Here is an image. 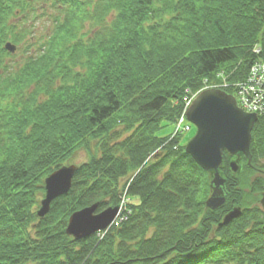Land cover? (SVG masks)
I'll return each instance as SVG.
<instances>
[{
	"label": "trees",
	"instance_id": "trees-1",
	"mask_svg": "<svg viewBox=\"0 0 264 264\" xmlns=\"http://www.w3.org/2000/svg\"><path fill=\"white\" fill-rule=\"evenodd\" d=\"M34 4L52 15L36 54L12 72L0 50V264H264V114L250 165L222 158L228 195L215 211L204 207L208 174L170 130L159 134L186 91L222 71L231 94L264 56V0H0L2 39L11 17L35 18ZM80 149L88 160L38 218L45 178ZM121 197L129 209L104 233L65 234L72 213Z\"/></svg>",
	"mask_w": 264,
	"mask_h": 264
},
{
	"label": "water",
	"instance_id": "water-1",
	"mask_svg": "<svg viewBox=\"0 0 264 264\" xmlns=\"http://www.w3.org/2000/svg\"><path fill=\"white\" fill-rule=\"evenodd\" d=\"M8 51L14 52V46L6 44ZM186 120L196 129L193 138L189 139L184 150L194 163L208 174L209 195L204 200L205 210L215 211L225 204L226 179L220 173L222 158L243 157L250 165L249 146L252 126L257 121L255 114H248L237 107L233 96L219 89L201 91L185 111ZM233 174L239 166L236 160L228 163ZM77 166H62L53 171L44 180V196L36 215L43 218L49 211L51 202L65 195L71 186ZM260 208L264 211V195L259 199ZM97 204L72 213L65 227V234L79 241L98 231L105 230L115 218L118 208H108L100 213L95 210ZM240 208H232L226 213L219 226L229 224L240 215Z\"/></svg>",
	"mask_w": 264,
	"mask_h": 264
},
{
	"label": "rangeland",
	"instance_id": "rangeland-1",
	"mask_svg": "<svg viewBox=\"0 0 264 264\" xmlns=\"http://www.w3.org/2000/svg\"><path fill=\"white\" fill-rule=\"evenodd\" d=\"M50 5V4H49ZM33 10L35 9L34 13H30L29 15H31L32 17H35L33 20L32 19H24L22 18V20L18 21V20H12V17L10 18V20L7 23V36H9V38L12 40L13 37L15 36H19V30H21L22 27H26L27 28V33L25 34V38L22 40V42L20 44H18V49L16 51L15 54H13L12 56H4L3 59H5V64L4 66L8 67V70L11 71H15L18 67H20L19 65L23 63V61L25 60V58L29 55L30 53H32L33 47L34 46H39L40 43L43 42V38L47 33V29H49L51 27L52 24H50L52 22L51 17L52 15L49 14L51 12V9L49 8V6H45V13L46 15H48V17L46 18V15L42 14V10L39 6V4H34V6L32 7ZM43 8V7H42ZM10 31L12 32V34L10 33ZM15 35V36H14ZM30 38L31 42L33 43L30 44V42H27V38ZM34 53V52H33ZM17 71V70H16ZM15 71V72H16ZM219 74L221 75V78L224 80V76H223V72H219ZM218 75H216L215 80L218 79ZM209 83L204 86L202 85L201 87H210L213 84V80L212 81H208ZM186 94L191 97V101L192 99H194V93L192 92H187ZM195 128L191 125V129L190 131L183 135L181 137L182 144H185L188 139H190L194 133H195ZM169 130H171L170 126H167L165 128H163V130L161 131V133L159 132V134H166L167 132H170ZM164 134V135H165ZM181 144V143H180ZM88 160V155L86 153L85 150L80 149L78 151H76L71 158H69V160L65 163L66 166L69 165H74V166H78L84 162H86ZM252 177V175L249 176V179ZM260 199V198H259ZM259 205V201L257 203ZM119 205H123L122 207H124L125 202H122ZM260 206V205H259Z\"/></svg>",
	"mask_w": 264,
	"mask_h": 264
},
{
	"label": "built area",
	"instance_id": "built-area-1",
	"mask_svg": "<svg viewBox=\"0 0 264 264\" xmlns=\"http://www.w3.org/2000/svg\"><path fill=\"white\" fill-rule=\"evenodd\" d=\"M255 52L258 53L259 50ZM233 87L238 107L248 113L264 114V58L256 60L250 66L245 79ZM190 99L191 97L184 98L185 107L189 105ZM188 129L189 127L181 116L174 131L181 133Z\"/></svg>",
	"mask_w": 264,
	"mask_h": 264
},
{
	"label": "bare ground",
	"instance_id": "bare-ground-1",
	"mask_svg": "<svg viewBox=\"0 0 264 264\" xmlns=\"http://www.w3.org/2000/svg\"><path fill=\"white\" fill-rule=\"evenodd\" d=\"M182 113H185V110H184V108L182 109ZM251 114H253V113H251ZM173 139H177V142H179V143H181L182 144V141H180L181 139L178 137L177 138V136H175V137H173ZM187 144V143H186ZM186 144H184V147H185V145ZM226 189V188H225ZM224 189V190H225ZM209 193H210V191H209ZM225 193L228 195V192L225 190ZM227 197V196H226ZM225 202H226V200H225ZM235 208V207H234ZM236 208H239V207H236Z\"/></svg>",
	"mask_w": 264,
	"mask_h": 264
}]
</instances>
